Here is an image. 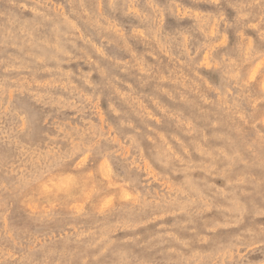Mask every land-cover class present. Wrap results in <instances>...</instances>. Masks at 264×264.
I'll list each match as a JSON object with an SVG mask.
<instances>
[{"label": "rangeland", "instance_id": "374dc122", "mask_svg": "<svg viewBox=\"0 0 264 264\" xmlns=\"http://www.w3.org/2000/svg\"><path fill=\"white\" fill-rule=\"evenodd\" d=\"M262 212L264 0H0V264H264Z\"/></svg>", "mask_w": 264, "mask_h": 264}, {"label": "clouds", "instance_id": "9594fccd", "mask_svg": "<svg viewBox=\"0 0 264 264\" xmlns=\"http://www.w3.org/2000/svg\"><path fill=\"white\" fill-rule=\"evenodd\" d=\"M260 214H264V212ZM188 224H192L191 219H189ZM193 231H195L194 228ZM197 243H203V240L198 235H194L190 241L184 242V244L189 248H191L193 245ZM219 260H220V256H216L215 258L206 257L203 260H201L196 253H193V255L190 257L187 258L181 257V259L177 261L176 264H218ZM127 264H134V262L129 261L127 262Z\"/></svg>", "mask_w": 264, "mask_h": 264}, {"label": "bare ground", "instance_id": "6f19581e", "mask_svg": "<svg viewBox=\"0 0 264 264\" xmlns=\"http://www.w3.org/2000/svg\"><path fill=\"white\" fill-rule=\"evenodd\" d=\"M200 21V20H199ZM17 30V29H16ZM25 30V29H24ZM14 37V36H13ZM55 41V40H54ZM206 114V113H205ZM238 116V115H237ZM208 148V147H207ZM164 156V155H163ZM165 159V158H164ZM169 161V160H168ZM215 163V162H214ZM168 164V163H167ZM209 166V165H208Z\"/></svg>", "mask_w": 264, "mask_h": 264}]
</instances>
